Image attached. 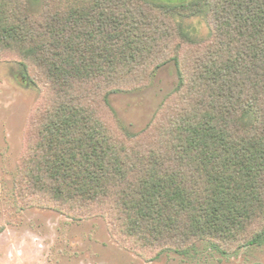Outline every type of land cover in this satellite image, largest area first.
I'll use <instances>...</instances> for the list:
<instances>
[{
  "label": "trees",
  "instance_id": "trees-1",
  "mask_svg": "<svg viewBox=\"0 0 264 264\" xmlns=\"http://www.w3.org/2000/svg\"><path fill=\"white\" fill-rule=\"evenodd\" d=\"M200 13L209 33L195 40L175 18ZM0 49L51 91L24 158L28 190L72 212L111 202L146 243L228 239L264 218V0H0ZM169 61L181 102L161 144L132 151L88 96L104 91L111 109L110 93Z\"/></svg>",
  "mask_w": 264,
  "mask_h": 264
},
{
  "label": "rangeland",
  "instance_id": "rangeland-1",
  "mask_svg": "<svg viewBox=\"0 0 264 264\" xmlns=\"http://www.w3.org/2000/svg\"><path fill=\"white\" fill-rule=\"evenodd\" d=\"M175 19L192 39L209 33L204 13ZM24 61L0 49V264H264V241L250 244L264 231V218L228 239L179 235L146 243L117 221L111 202L72 212L28 190L24 158L51 91L38 72H30L34 80L23 78ZM132 86L108 95L111 109L102 99L104 91L91 92L88 100L120 142L147 152L165 139L168 120L181 102L175 63H165L149 81ZM125 133L136 134V141L127 142Z\"/></svg>",
  "mask_w": 264,
  "mask_h": 264
}]
</instances>
